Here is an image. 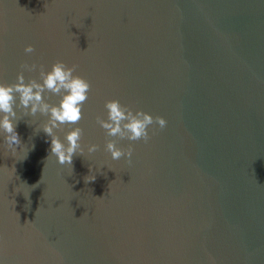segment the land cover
Segmentation results:
<instances>
[{
    "label": "water",
    "instance_id": "1",
    "mask_svg": "<svg viewBox=\"0 0 264 264\" xmlns=\"http://www.w3.org/2000/svg\"><path fill=\"white\" fill-rule=\"evenodd\" d=\"M58 60L92 86L83 119L54 130L67 145L83 128V156L61 165L49 117L15 108V152L0 131V264H264V0H0V82ZM109 100L167 127L109 137L96 122Z\"/></svg>",
    "mask_w": 264,
    "mask_h": 264
},
{
    "label": "clouds",
    "instance_id": "2",
    "mask_svg": "<svg viewBox=\"0 0 264 264\" xmlns=\"http://www.w3.org/2000/svg\"><path fill=\"white\" fill-rule=\"evenodd\" d=\"M26 54L36 51L35 47L28 45L24 49ZM79 65L69 67L63 61L58 60L52 65L51 71H46L44 65L35 63L20 65L21 71L17 76V82L7 84L0 82V131L4 135L7 148L15 152L21 145V140L13 122L17 116L15 108L18 106L25 110L26 115L35 116L37 113L48 116V122L44 125V133L51 138V154L58 158L61 165L73 164V157L79 152L83 156V148L80 141L84 135V129L75 127L68 132L63 143L54 130L61 129L63 125H77L83 119V107L89 99L92 90L91 83L85 78L74 75ZM39 69V78L25 82L24 71L36 72ZM60 96L59 104L53 105L46 101L45 93ZM17 97L19 105H17ZM107 110V120L97 117V123L106 131L109 137H119L132 142L143 140L148 143L152 136L149 133L150 126L158 125L159 130L167 127V121L161 116H152L144 111H134L129 105H123L119 100H109L104 105ZM155 130L153 131V135ZM98 145L88 147L89 153L98 150ZM106 151L111 153L113 160L127 157L131 163L134 148L120 149L114 140L106 143ZM95 176L86 177L87 182L94 181ZM102 199V197H97ZM0 239H3L0 236Z\"/></svg>",
    "mask_w": 264,
    "mask_h": 264
}]
</instances>
